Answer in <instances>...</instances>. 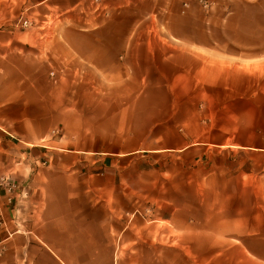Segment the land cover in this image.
<instances>
[{"label":"crops","instance_id":"crops-1","mask_svg":"<svg viewBox=\"0 0 264 264\" xmlns=\"http://www.w3.org/2000/svg\"><path fill=\"white\" fill-rule=\"evenodd\" d=\"M94 8L0 0V176L29 190L0 264H264V0Z\"/></svg>","mask_w":264,"mask_h":264},{"label":"built area","instance_id":"built-area-1","mask_svg":"<svg viewBox=\"0 0 264 264\" xmlns=\"http://www.w3.org/2000/svg\"><path fill=\"white\" fill-rule=\"evenodd\" d=\"M201 10L208 14L217 6V0H195ZM96 12L100 10L101 0H92ZM184 8L187 4L183 5ZM59 18L48 15L41 22L35 23L27 18H20L18 24L23 30L37 29L42 39H49L55 31ZM49 77L54 79L55 72ZM56 135V132H53ZM27 184L15 180L10 175L0 176V258L7 251L8 244L16 234L24 233L25 203L28 197Z\"/></svg>","mask_w":264,"mask_h":264},{"label":"rangeland","instance_id":"rangeland-1","mask_svg":"<svg viewBox=\"0 0 264 264\" xmlns=\"http://www.w3.org/2000/svg\"><path fill=\"white\" fill-rule=\"evenodd\" d=\"M253 14L258 16L259 11L251 10ZM251 33L255 37L251 40V95L255 96L251 119L254 118L257 128L264 130V19L257 18L251 25Z\"/></svg>","mask_w":264,"mask_h":264}]
</instances>
